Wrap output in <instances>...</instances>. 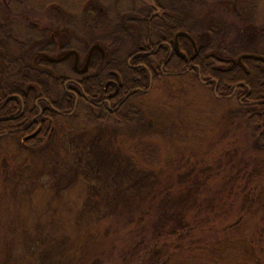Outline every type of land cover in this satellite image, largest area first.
<instances>
[{
	"label": "rangeland",
	"instance_id": "1",
	"mask_svg": "<svg viewBox=\"0 0 264 264\" xmlns=\"http://www.w3.org/2000/svg\"><path fill=\"white\" fill-rule=\"evenodd\" d=\"M158 2L191 11L199 46L214 36L212 23L222 22L228 49H264V0H0V31L16 33L36 48L53 40L56 55L69 47L85 53L93 39H103L112 31L114 23L137 36L139 10ZM92 15L99 19L98 27ZM110 43L104 40L107 50ZM188 50L194 53L189 43ZM60 68L78 77L66 64ZM236 102L217 97L212 86L187 73L165 77L146 95L130 98L137 117L132 125L92 119L81 123L65 117L58 119L54 134L42 147L27 149L18 135L0 139V264H56L55 259L69 264L72 250L83 242L89 244L88 259L108 257L113 236L102 232L88 239L95 221L104 214L114 226V214L126 211V205L134 209L136 200H144L150 189L146 182L158 179L152 165H187L199 158L196 162L210 160L215 172L228 164L243 173L249 168L253 174L249 185L255 176L260 184L264 142L257 137L259 129L236 112ZM135 148L143 151L137 155ZM152 150L156 154L159 150V155H150ZM139 163L147 167H137ZM260 191L254 208L264 200V188ZM251 192L249 187L241 191ZM240 203H245L244 198L236 205ZM252 228V220L243 222L241 228L228 230L224 241L240 247L239 241ZM215 236L210 238L219 240ZM197 253L178 254L173 262L232 264L220 258L212 263L211 254ZM232 254L225 256L230 259Z\"/></svg>",
	"mask_w": 264,
	"mask_h": 264
},
{
	"label": "trees",
	"instance_id": "2",
	"mask_svg": "<svg viewBox=\"0 0 264 264\" xmlns=\"http://www.w3.org/2000/svg\"><path fill=\"white\" fill-rule=\"evenodd\" d=\"M176 12L183 15L180 16L181 19L174 16ZM140 14L142 16L138 20L140 26L138 38L136 35L130 34L129 28L121 23L112 25V31L109 30L103 39L101 38L112 41L109 46L110 50L113 51L114 57L119 62L118 67L123 75L129 78L128 85H131L132 81L130 79L131 71L127 68L126 60L132 53L142 50L141 48L146 49L147 45L156 44L155 42L169 40L177 30L184 29L192 34L197 33L198 30L197 22L194 21L192 13L188 9L177 8L173 5L164 6L158 2L147 5L144 11L142 8ZM212 24L215 27L214 36L206 45L200 46L196 62H198L201 72H196V74L197 77L201 75L205 80L216 79L219 83L220 93H225L240 80L241 72L237 70L232 74H227L219 67L224 63L223 58L228 55L238 56L246 51L264 56V49H259L257 46L242 50L228 49L225 45L227 35L224 32L223 23ZM33 46L30 41L21 39L16 33L0 31V98L2 95L9 96L13 93H20L24 96L26 84L31 82L38 84L40 89H46L48 86L45 83L50 81L52 75L43 71L44 69L34 66L38 59L36 52L38 49ZM221 50L223 52L219 53ZM166 54L167 52L163 51L162 54L159 53L153 58L138 59L139 62H144L149 66L154 81L166 77L161 69ZM140 57L147 56L141 54L137 58ZM252 60L251 63H261L256 59ZM150 63L157 66L154 67ZM190 64L189 60L175 57L164 70L172 73L181 72L186 70ZM250 67L253 66L250 65ZM109 71V67L106 68L101 77L105 79ZM137 75L141 77L142 84L140 85L144 86V83L148 82L149 72L144 70ZM253 75L254 72L248 77L252 83L254 95L262 97L264 96V64H262L261 70L257 71V75H259L257 81L254 80ZM178 77L180 76H176V78ZM134 87L137 85L131 89ZM49 88H52L49 90L50 92H56L60 96L65 93L63 81L55 80L49 85ZM29 95L35 94L30 91ZM72 99L74 100V98ZM27 100V105H34V100ZM64 102H61L63 107L55 102L54 105L63 109L66 108ZM11 109L14 108L9 110ZM121 110L114 122L125 126L132 125L137 119L136 111L128 104ZM235 110L247 117L250 125L259 129L257 137L264 142V103L246 108L238 103ZM134 150L137 155L143 151L136 148ZM156 151L157 154L152 150L150 155H159V150ZM144 153L147 151L145 150ZM199 160L201 159L198 158L196 161ZM196 161H194L195 163L186 162L187 165H182V163L159 167L152 165V170L155 171L158 179L146 182V188H150L147 197L144 200H136L134 209L130 208L131 205H126V211L121 210V213L114 214L116 220L114 226L110 224V219H107L104 214H100V217L95 221L96 228L88 236V239L94 238L102 232L113 236L112 253L103 259L98 257L88 259L86 249L89 244L85 245L83 242L72 250L66 260L67 263L177 264L173 262V259L178 257V254L198 251L197 254L204 252L211 254L209 258L213 260L212 263H215L214 259L220 258L218 261L226 259L232 264H264V200L257 208L253 207L256 204L257 195L262 192L260 189L264 188V177L259 184L258 178L255 176L256 181L253 180L249 185L252 179L250 177L253 176L249 168L245 169V173H243L239 167L232 165L230 168L228 164L222 167L223 170L218 172L216 169L215 172V167L210 160L204 163ZM136 166L147 167L141 163ZM212 168L214 171L210 172ZM223 171H227L226 174L221 173ZM247 171L251 173L249 176L246 175ZM220 174L225 178L220 179L222 176ZM234 174H238V177L234 178ZM248 187L251 188L252 194L241 193L242 189ZM219 191L223 192L220 196L217 194ZM242 198L245 203H240V206L236 205ZM174 206H177L178 210H175ZM249 220H252L253 228L244 234V239L239 241L240 247H235L224 241L228 230L241 228L242 223ZM105 226L109 228L107 229ZM167 227L171 228L170 232L166 231ZM216 234L215 238L219 240L210 238ZM67 235H71L70 232ZM214 240L218 242L215 243ZM232 250L236 252L235 255L231 253ZM231 254L233 256L230 259L226 258L225 255ZM43 255L44 252L41 253L42 258ZM55 262L56 264H65V261L61 259H55Z\"/></svg>",
	"mask_w": 264,
	"mask_h": 264
},
{
	"label": "flooded vegetation",
	"instance_id": "3",
	"mask_svg": "<svg viewBox=\"0 0 264 264\" xmlns=\"http://www.w3.org/2000/svg\"><path fill=\"white\" fill-rule=\"evenodd\" d=\"M146 6V4L143 5V11ZM92 17L93 22H95L94 26L98 27L97 24L100 23L98 21L99 19H95L94 15ZM82 20L85 22V19ZM116 24L114 23V25ZM95 27L90 28L95 29ZM181 31L190 34L194 42L185 36H179L178 40H176L177 34ZM137 32L140 33L139 24ZM102 42L104 43L102 39H93L85 53L78 48L69 47L61 55H56L55 50L51 48L54 44L57 45L53 40L47 42L44 46L36 48L38 49L36 51L38 59L34 66L44 69L43 71L49 73L52 77L49 76L50 81L45 83L48 85H46V89H40L38 84L31 82L26 84L24 96L20 93L1 96L0 139L18 135L21 138V145L27 149H31L37 146L42 147L52 137L57 126L55 123L59 121V118L66 117L69 119L74 117V120L80 119L81 123L83 121L86 122V119H92V122L94 120L99 122H113L125 105L128 104L131 106L129 103L130 98L146 95L152 89L153 84L157 82L154 81L152 73L150 72L151 70L148 68L149 66L144 62H139L138 59L153 58L159 53L162 54L163 51L167 52L166 58H164L161 65L164 76L172 78L178 75L193 73L197 80L199 79L202 83L212 86L217 97L230 101L233 100L234 102L237 101L236 106L240 103L242 107L246 108L264 103V96L254 95L253 86L248 77L254 72V80L257 81L259 78L257 71L261 70L262 64H264V56L261 55L263 58H256L254 57V55H257L255 52L246 51L240 53L238 56L228 55L223 58V67L220 68L227 72V74H232L238 70V72H241V76L240 80L231 90L220 93L219 83L216 79L205 80L201 75L197 77L196 72H201L200 66L196 62V58L200 52V46L194 35L187 30H177L169 40L155 42L156 44L147 45L146 49L141 48L142 50L132 53L126 60L127 68L131 71V85H128L129 78L124 76L121 69H119V62L114 57L113 51L110 48L107 50ZM176 42H178L180 52L176 49ZM188 43L194 51L193 54L188 50ZM96 44L102 47V51L100 49L92 50ZM65 45L62 44L63 49L67 48ZM70 50L78 52L79 61L77 63L75 54H71L62 61H51L47 58V55L62 57ZM141 54L147 57L137 58ZM175 57L191 61L190 66L181 72L172 73L165 71V67ZM252 59L261 61V63H251L253 61ZM63 64H66L78 77L73 78L69 73H62L60 65ZM249 64L253 67H250ZM150 65L157 66L151 63ZM108 67L110 71L104 79L101 77V74ZM144 70L149 72V79L147 83H144V86H141V77L137 74ZM55 80L58 82L63 81L65 93L63 95L61 94V96L56 92L49 91L52 90V88H49V85ZM135 85L137 87L131 89ZM30 91H33L35 95H29ZM27 99L34 100V105H27ZM54 102L61 106V102H64L66 108L59 109L54 105ZM10 108L14 109L9 110Z\"/></svg>",
	"mask_w": 264,
	"mask_h": 264
},
{
	"label": "water",
	"instance_id": "4",
	"mask_svg": "<svg viewBox=\"0 0 264 264\" xmlns=\"http://www.w3.org/2000/svg\"><path fill=\"white\" fill-rule=\"evenodd\" d=\"M179 36H185L187 38H189L190 40H192V42H194L192 36L190 34H188L187 32L185 31H181L177 34L176 36V40H178ZM176 49L179 51V46H178V42H176ZM94 49H100L102 51V47L99 45V44H96L92 50ZM180 52V51H179ZM71 54H75L76 55V63L79 61V55H78V52L75 51V50H70L69 52H67L65 55H63L62 57H54V56H51V55H47V58L51 61H62L64 60L65 58L69 57ZM183 55H185L184 53H182ZM254 57L256 58H263L262 56H259V55H254ZM241 59V58H240Z\"/></svg>",
	"mask_w": 264,
	"mask_h": 264
}]
</instances>
